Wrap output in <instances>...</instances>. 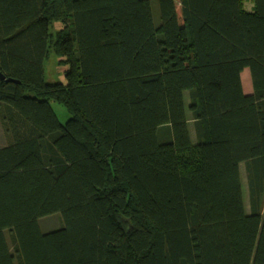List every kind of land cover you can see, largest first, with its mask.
Listing matches in <instances>:
<instances>
[{"label":"trees","instance_id":"trees-1","mask_svg":"<svg viewBox=\"0 0 264 264\" xmlns=\"http://www.w3.org/2000/svg\"><path fill=\"white\" fill-rule=\"evenodd\" d=\"M251 1L0 0V264H264Z\"/></svg>","mask_w":264,"mask_h":264},{"label":"rangeland","instance_id":"rangeland-1","mask_svg":"<svg viewBox=\"0 0 264 264\" xmlns=\"http://www.w3.org/2000/svg\"><path fill=\"white\" fill-rule=\"evenodd\" d=\"M244 5L245 8L248 10L252 9L253 6V2L251 0H244ZM153 7L156 13L157 10V0H153ZM57 29V28H56ZM59 57L52 51L48 60H46L45 63V79L48 82H55V81H63L65 80V70L67 68L66 65H61L59 64ZM248 71V69L246 71H243L242 73V79H243V85L245 87V85H247V83L245 82L246 80V72ZM251 78V77H250ZM249 87L252 86V80H249L248 83ZM247 85V87H248ZM185 98L186 101L188 102L189 98H188V91L185 92ZM53 108L55 110V112L57 113L60 121L62 123H66L67 120L69 119V114L65 108L64 105L58 103V102H53L52 103ZM190 127V132L192 137H194V128H193V124L190 123L189 124ZM6 142L5 140V136H4V132L2 130V126L0 124V145H3ZM244 168V163L241 164V170L243 171ZM246 176V175H245ZM244 186H243V190H244V195H247L248 192V188L245 186L246 184V177L245 180H243ZM40 223L42 224L43 230L44 231H52L55 229H59L60 227H62V217L60 213H56V214H52V215H48L45 216L43 218L40 219ZM44 224H48L49 226H45Z\"/></svg>","mask_w":264,"mask_h":264},{"label":"crops","instance_id":"crops-1","mask_svg":"<svg viewBox=\"0 0 264 264\" xmlns=\"http://www.w3.org/2000/svg\"><path fill=\"white\" fill-rule=\"evenodd\" d=\"M247 70V68L244 70V71H246ZM246 74V80H245V82L247 83V85H248V83H249V80H251V75H250V72H249V69H248V71L245 73ZM247 85H245V87H244V90H245V92L246 93H251L252 91H253V85L252 86H250L249 87V85H248V87H247ZM242 164V163H241ZM240 168H241V165H240ZM246 175V173H245V164H244V168H243V171L241 170V179H242V183H243V180H245V176ZM243 186H244V183H243ZM245 186L247 187V178H246V184H245ZM247 210L249 211L250 210V207H249V203H248V201H247Z\"/></svg>","mask_w":264,"mask_h":264},{"label":"water","instance_id":"water-1","mask_svg":"<svg viewBox=\"0 0 264 264\" xmlns=\"http://www.w3.org/2000/svg\"><path fill=\"white\" fill-rule=\"evenodd\" d=\"M0 80H6L7 82L14 81V82H18L19 83L18 80H14L12 78H6V76L1 71H0Z\"/></svg>","mask_w":264,"mask_h":264}]
</instances>
